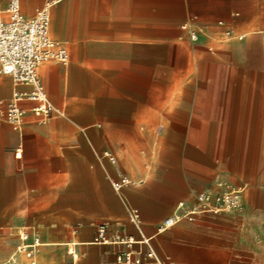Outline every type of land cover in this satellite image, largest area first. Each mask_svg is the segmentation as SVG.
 <instances>
[{"label":"crops","instance_id":"0c3cea01","mask_svg":"<svg viewBox=\"0 0 264 264\" xmlns=\"http://www.w3.org/2000/svg\"><path fill=\"white\" fill-rule=\"evenodd\" d=\"M49 1L50 35L70 60L38 67L57 111L39 121L25 100L21 132L0 121V260L30 227L42 242L36 264H68L70 250L77 264H121L118 253L139 244L97 241L100 223L109 238L154 235L179 200L180 185L164 178L188 158L201 167L217 156L228 167L247 164V137L264 131V0H21L22 13ZM27 88L1 74L0 111ZM140 150L152 155L146 168L164 169L149 185L114 190L111 179L130 178L120 162L134 176L125 153ZM130 204L140 225L128 219ZM181 222L156 234L153 248L176 264H202L193 239L213 224Z\"/></svg>","mask_w":264,"mask_h":264},{"label":"built area","instance_id":"2783aa9c","mask_svg":"<svg viewBox=\"0 0 264 264\" xmlns=\"http://www.w3.org/2000/svg\"><path fill=\"white\" fill-rule=\"evenodd\" d=\"M51 2H47L37 9L32 16H26L21 10V0H7L5 6L0 2V75L11 76L16 86L24 85L27 89H17L8 101L6 108L0 111V121L12 125L21 132L25 124L27 109L22 106L25 100L33 101L31 111L44 121L52 112L57 111L50 101L45 87L40 79L38 67L47 61H56L67 64L70 60L68 48L61 41L50 35ZM193 37V35H192ZM18 151V149H15ZM105 155L115 162L113 154ZM131 183V179L123 174L111 179L114 190L121 191ZM245 185H237L220 191H204L197 194V202L193 206L179 202L173 213L162 219L154 235L133 239L123 237L119 232L112 238L106 236L107 223L98 225L97 241L103 243L139 244L137 250H124L118 253L117 262L121 264H147V259L157 264H176L170 257H160L152 245L156 234L163 233L183 220H194L201 212L232 211L241 208ZM130 222L140 225L141 216L136 207L130 209L128 214ZM19 243L14 251L0 264H20V255L34 259L41 241L39 236L30 227L20 228L18 231ZM72 260L68 264H77V257L70 250ZM104 264V263H101Z\"/></svg>","mask_w":264,"mask_h":264},{"label":"rangeland","instance_id":"374dc122","mask_svg":"<svg viewBox=\"0 0 264 264\" xmlns=\"http://www.w3.org/2000/svg\"><path fill=\"white\" fill-rule=\"evenodd\" d=\"M248 79L252 78L249 76ZM253 122L254 128L257 129L258 121ZM255 131L259 133L247 137L248 147L252 150L246 153L247 164L244 167L238 166L239 162L235 167H228L227 162L220 156L214 158L213 165L208 163V166L203 167L188 158L179 172H172L170 176L164 178L165 181L181 187L176 191L179 200L173 207L181 201L188 206L195 205L198 194L196 190L220 191L237 186L233 184L234 182L249 181V187L242 197L241 208L229 212L200 213L196 215L195 220L182 221L179 224L196 222L199 219H207L213 224L210 232L200 234L193 239L198 244L197 254L202 264L212 261L214 264H264V131ZM141 151L125 153L128 166L132 168L134 176L122 168L121 162L119 170L130 176L131 183L149 185L154 181L159 169L164 168L159 167L158 163L146 168L144 162L152 159V155H147L145 159ZM191 154L194 158L193 156H198L196 154L200 153ZM222 171H230L233 176L227 181H219L218 177ZM120 196L124 194L120 193ZM133 207L138 206L130 204L128 212Z\"/></svg>","mask_w":264,"mask_h":264},{"label":"bare ground","instance_id":"6f19581e","mask_svg":"<svg viewBox=\"0 0 264 264\" xmlns=\"http://www.w3.org/2000/svg\"><path fill=\"white\" fill-rule=\"evenodd\" d=\"M182 203H184V201H181ZM178 205V204H177ZM176 205V206H177ZM176 206H175V208H176ZM40 241H41V239H40ZM41 244H42V242H41ZM40 247V246H39ZM39 249V248H38ZM36 255H37V253H36ZM36 255H35V257H34V259H29L28 257H26L24 254H21L20 255V257H25L26 259H28L29 261H30V263L31 264H36Z\"/></svg>","mask_w":264,"mask_h":264}]
</instances>
